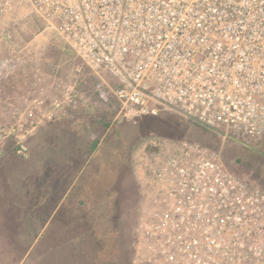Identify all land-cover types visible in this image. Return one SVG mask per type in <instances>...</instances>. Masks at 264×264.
Returning <instances> with one entry per match:
<instances>
[{
	"label": "built area",
	"instance_id": "1",
	"mask_svg": "<svg viewBox=\"0 0 264 264\" xmlns=\"http://www.w3.org/2000/svg\"><path fill=\"white\" fill-rule=\"evenodd\" d=\"M31 14L82 65L70 78L60 66L38 69L28 90L6 99L1 139L23 142L96 93L112 96L122 119L174 112L223 139L264 140V0H0V19ZM84 68L98 79L90 93L79 89ZM134 173L132 264H264V191L230 171L221 150L151 135Z\"/></svg>",
	"mask_w": 264,
	"mask_h": 264
},
{
	"label": "rangeland",
	"instance_id": "2",
	"mask_svg": "<svg viewBox=\"0 0 264 264\" xmlns=\"http://www.w3.org/2000/svg\"><path fill=\"white\" fill-rule=\"evenodd\" d=\"M7 33L11 35L12 42L6 38L5 34ZM13 47L14 49L23 47L26 49L18 53L13 51ZM18 57H21L20 61H17ZM7 58H14V66L0 69V84L2 83L3 85V82H5V93L11 94V97L31 87L38 69L51 72L53 71L51 69H56L60 66L59 74L65 78H70L73 68L77 65H82L81 60L58 35L56 30L47 28L46 22L34 14L21 19H0V66L3 60ZM84 70L88 72L87 68H84ZM105 78L114 82L108 75ZM91 81L94 82L95 78L91 77ZM29 82H31L30 85ZM0 92L5 96L4 91ZM100 110V108H95L96 112L94 114L102 113L103 111ZM117 114L115 115V119H117L116 124L125 130L124 140L135 146L132 152L131 163L124 165L118 175V179L115 181L117 183V189L114 199L108 201L103 196L105 192L103 188L107 185L106 179L113 171L112 167L114 166L113 163L110 164L108 162L106 168L109 170L107 169L108 172H105L106 178L104 177L105 173L99 178V180L105 179V181H102V183L98 180L91 182L97 196L94 198L93 196L91 197L90 205H86L83 208H75L76 222H71V225H82L81 228L79 227L77 229V234L85 232L83 228L89 224L94 225L96 223L98 225L99 223V226L102 228L98 243L93 246V250L96 249L97 252L94 256H91L90 260L84 262V264H116L112 259V256H114L113 253L116 251L115 247L117 243V241H114L113 231H116V228H124L126 232H130L129 237L134 235V230L141 212V195L139 196L140 187L138 186V181L134 173V156L137 148L149 136L143 135L148 129H152V133H157L166 141L191 139L221 150L223 162L230 171L245 180L250 186L260 188L264 191V140L248 144L250 147H246L242 144L244 142L233 137L223 139L219 133L198 122L178 116L174 112H163L159 117L152 116L143 118V122L148 121L151 123L150 128L143 127V129H138L134 126L133 122L125 121ZM86 120H88L86 123L91 122L89 118H86ZM5 121L3 115L0 113V125ZM141 136L143 140L140 138ZM3 142L4 145L3 143L0 144V153L2 152V148L8 152L6 153L7 156H0V172L6 174H16L19 172L31 174L35 170L36 159L32 158L29 154L25 158L20 159L12 151L10 144H8L10 141L4 140ZM93 144L97 146L96 143ZM107 156L108 153L105 157ZM114 168H117V166H114ZM81 171L78 172L75 166L73 174H75V182L78 181L77 184H80L84 177ZM37 179L35 177V181ZM19 183V181H15L14 185L18 186ZM31 184L30 182L28 186L30 187ZM36 186L37 184L35 183ZM2 193H11L12 197L14 191L6 187L5 190H2ZM36 196L38 199V194ZM62 201L64 200H61L58 208L56 203H50L48 207H39L36 202V206L38 211L41 212V215L37 214L35 218L30 214L32 212L28 211L31 210L27 206L29 203L26 204V209L28 208V210H25L24 213L20 212L21 216L16 222L17 231L12 230L11 235L7 233L5 228V222L8 220L6 210H4L5 208L0 209V264H74L75 256L70 252L66 237L58 238L55 241V238L52 240V236H47L55 229L58 220L57 217L63 210ZM95 202L100 204V206L97 207ZM95 206L98 209V213L96 214L100 215L99 219H94L95 211L93 212L92 208ZM34 207L33 205L31 206V208ZM12 208L16 211L19 210L17 206H12ZM13 214L16 213L14 212ZM21 220H24L28 228L25 225H21L24 224ZM103 220L108 222L110 224L109 226L112 225V229H114H108V225L106 227L104 225L105 222L102 223ZM125 235L124 237L122 236V241H124ZM9 239L11 241H9L10 243H2L3 240ZM117 246V251L119 250V246L123 251L124 245L121 241L117 243Z\"/></svg>",
	"mask_w": 264,
	"mask_h": 264
},
{
	"label": "trees",
	"instance_id": "3",
	"mask_svg": "<svg viewBox=\"0 0 264 264\" xmlns=\"http://www.w3.org/2000/svg\"><path fill=\"white\" fill-rule=\"evenodd\" d=\"M51 70H55V68ZM84 76V80L80 83L79 89L83 91H89L90 93V91L92 92L96 84L98 83V79L94 75L90 74L89 71L86 72V70H84ZM91 77L95 78L94 82L91 81ZM3 83V85L2 83L0 84V91H4L5 96L2 92H0V113L1 115H3V119L7 122H3L0 125V128L10 120V118L6 115L5 101L6 99L11 97V94L5 93V82ZM95 108H100V111L103 112L100 114H94L96 112ZM118 108V102L112 96H110L108 100L103 101L98 97L96 93H94L91 96L90 103L87 106L72 110L67 116L48 122L44 126H41L36 131L35 135L33 134L29 136L23 142H19L12 137L4 139H1L0 137V144L3 143L4 145L3 141L9 140L10 143L8 144H10V146L12 147V151L17 154L20 159L25 158L27 154L36 159L35 170L32 171L31 174H27L28 179L26 181H19L20 183H25L27 185L31 182V186H28L29 191H20L18 189L20 183L18 184V186L14 185V182H17L18 180L15 179L13 181H9L7 180V178H5L6 173L0 172V209L5 208L4 210H6V216L8 217V220H6L5 222V228L9 235H11L12 230H15V232L17 231V220H19L21 213H24L25 210H28V208L26 209L25 203H32L36 207V202H38L39 199V201L44 204L42 207H48L50 206V203H57V200L60 203L61 200H64L62 201L63 210L57 217L58 220L56 222L57 224L55 226V229L47 236H52V240H54L55 238V241L58 238L60 239L61 237H66V242L70 249V252L75 256L74 264H84V262L90 260L91 256H94L96 254L97 251L96 249L93 250V246L95 244L97 245L100 231H102L101 226H99L100 224L98 223L97 225L95 223L94 225H86V227L83 228L85 232L77 234V229L79 227L81 228L82 225L79 226L78 224H75L73 226L71 225V222H76L75 208H83L86 205H90L91 197L93 196L94 198L97 196L94 188L91 185V182H96V180H98L102 183V181H105V179L99 180V178H101L105 172H108L109 169L106 168V166H108V162H110V164L113 163L114 166H117V168H114V166L112 167L113 171L110 175H108V178L106 179L107 191L106 186L105 188H103L105 191L103 193V196H105V199L108 201H112L116 196L117 183L115 181L118 179V175L122 171L124 165L131 163L132 152L135 145L129 144L124 140L125 137L123 136L125 130L121 127H118V125L116 124L117 119H115V115L117 114ZM160 115H146L135 120H124L133 122L134 126H136L138 129H143V127H151V123H149L148 121L143 122V118L152 116L159 117ZM177 115L181 116L179 114ZM86 118H89L91 122L89 121V123H86L88 122ZM152 131V129H148V131L143 135H158L157 133H152ZM142 136L140 137L141 139ZM93 143H96V148L92 147ZM242 144L246 147H250L248 144ZM3 149L4 148H2L0 156L5 157L7 156L6 153L8 151ZM107 153L108 156L105 157ZM75 166L78 172L83 170L81 172L83 173L84 177L80 184H77L78 181L75 182V174H73V172L75 171ZM50 173H54L56 175H59L60 177L58 197H56L57 195L54 192L53 201L51 199L52 197L50 191H47L49 188L45 187L44 189H42V187H40V181L37 179L39 178L37 176L39 174ZM106 173L104 176L105 178ZM9 174L16 175L12 173ZM35 177L37 179L36 181ZM35 183L37 184L36 190ZM6 187H9L11 191H14V193H12V197L11 193H2V190H5ZM69 187L70 192L65 196ZM22 193H24L25 195H23ZM36 194H38V199ZM20 195H22V198ZM96 204L97 207L100 206V204ZM12 206L19 207V210H14ZM96 206L92 208V211H95L94 219H99L100 215L96 214L98 213V209ZM29 208L31 210L28 211L32 212L30 214L33 218H35L37 214L41 215V212H36V209L31 207ZM11 212H15L16 214H13ZM21 222L24 223L21 225L26 226L24 220H21ZM103 222H105L104 225L106 227L108 225V229H114H112V225L109 226L110 224L108 222L104 220L102 221V223ZM26 228L28 227L26 226ZM129 233L130 232H126L124 228H116V231H113L114 241H117V243L121 241L124 245L123 251L120 246L119 250L117 251L118 246L115 242V250L117 252L114 251V256H112V259L116 264H132L135 235L129 237ZM124 235L125 239H123L124 241H122L121 239L122 236L124 237ZM3 241V244H8L10 239Z\"/></svg>",
	"mask_w": 264,
	"mask_h": 264
},
{
	"label": "crops",
	"instance_id": "4",
	"mask_svg": "<svg viewBox=\"0 0 264 264\" xmlns=\"http://www.w3.org/2000/svg\"><path fill=\"white\" fill-rule=\"evenodd\" d=\"M30 84H31V82H29V85ZM93 145H92V147H94ZM95 148H96V146H95ZM37 176L39 177L38 180L40 181V184H41L40 187H42V189H44L45 187H48L49 188L47 191H50L51 197H52L51 198L52 201L54 200V192L57 195L56 197H58L59 182H60L59 175H56L54 173H50V174H39ZM5 178H7V180H9V181H13V180L16 179V180H18L20 182H24V181H26L28 179V176L25 173H19V174H16V175L6 174V177ZM18 189L20 191L22 190V192L24 190L29 191L28 190V185L26 184V186H25V183H20V185L18 186ZM69 192H70V187L67 190L65 196L68 195ZM22 194L25 195L24 193H22ZM20 196L22 198V195H20ZM56 202H57L56 204H57V208H58L60 203H59L58 200ZM25 204H28V203H25ZM32 205H33L32 203H29L27 206L31 207ZM43 205L44 204L42 202H40L39 199H38L37 206L42 207ZM36 207H34V209H36V212H40V211H38V209Z\"/></svg>",
	"mask_w": 264,
	"mask_h": 264
},
{
	"label": "water",
	"instance_id": "5",
	"mask_svg": "<svg viewBox=\"0 0 264 264\" xmlns=\"http://www.w3.org/2000/svg\"><path fill=\"white\" fill-rule=\"evenodd\" d=\"M93 146H95V145H93Z\"/></svg>",
	"mask_w": 264,
	"mask_h": 264
}]
</instances>
